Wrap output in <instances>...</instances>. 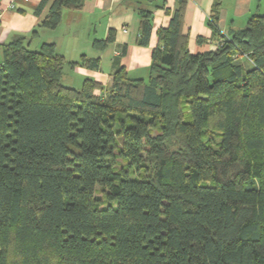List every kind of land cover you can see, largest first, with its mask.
<instances>
[{
    "label": "trees",
    "instance_id": "1",
    "mask_svg": "<svg viewBox=\"0 0 264 264\" xmlns=\"http://www.w3.org/2000/svg\"><path fill=\"white\" fill-rule=\"evenodd\" d=\"M49 1L40 26L55 29L85 0L38 11ZM223 1L201 52L188 0L166 8L147 78L121 66L74 87L66 66L99 57L0 43V264H264V13L225 32ZM134 8L148 46L154 11Z\"/></svg>",
    "mask_w": 264,
    "mask_h": 264
},
{
    "label": "crops",
    "instance_id": "2",
    "mask_svg": "<svg viewBox=\"0 0 264 264\" xmlns=\"http://www.w3.org/2000/svg\"><path fill=\"white\" fill-rule=\"evenodd\" d=\"M138 0H85L79 11H65L57 28L40 26L47 15L51 1L41 11L42 0H0V43L25 36L30 46L39 49L44 42L56 43V49L70 61H80L82 55L99 57L98 68L67 65L66 84L80 87L91 77L106 83L108 74L124 66L132 78H147L152 62V49L158 43L157 30L168 26L171 20L166 8L174 9L176 0H166L165 7H156L162 0H141L154 11L150 44H138L141 18L134 6ZM214 0H188L183 30L189 35L193 52L214 49L216 37L208 20ZM264 13V0H224L218 24L225 32L246 25L251 15ZM115 31V40L105 49L94 47L97 40L107 38ZM38 32L32 36V32ZM201 38V39H200ZM69 66V67H68Z\"/></svg>",
    "mask_w": 264,
    "mask_h": 264
},
{
    "label": "built area",
    "instance_id": "3",
    "mask_svg": "<svg viewBox=\"0 0 264 264\" xmlns=\"http://www.w3.org/2000/svg\"><path fill=\"white\" fill-rule=\"evenodd\" d=\"M215 47L214 48H217V44L215 43V45H214Z\"/></svg>",
    "mask_w": 264,
    "mask_h": 264
},
{
    "label": "rangeland",
    "instance_id": "4",
    "mask_svg": "<svg viewBox=\"0 0 264 264\" xmlns=\"http://www.w3.org/2000/svg\"><path fill=\"white\" fill-rule=\"evenodd\" d=\"M69 67V66H68ZM65 82L67 81V78H65V80H64Z\"/></svg>",
    "mask_w": 264,
    "mask_h": 264
}]
</instances>
